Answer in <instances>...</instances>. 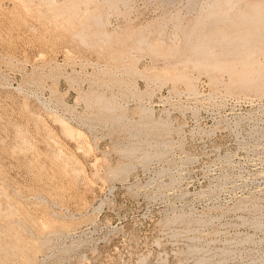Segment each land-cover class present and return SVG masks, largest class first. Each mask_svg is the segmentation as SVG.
I'll return each instance as SVG.
<instances>
[{
  "label": "rangeland",
  "instance_id": "1",
  "mask_svg": "<svg viewBox=\"0 0 264 264\" xmlns=\"http://www.w3.org/2000/svg\"><path fill=\"white\" fill-rule=\"evenodd\" d=\"M263 39L264 0H0V264H264Z\"/></svg>",
  "mask_w": 264,
  "mask_h": 264
},
{
  "label": "bare ground",
  "instance_id": "2",
  "mask_svg": "<svg viewBox=\"0 0 264 264\" xmlns=\"http://www.w3.org/2000/svg\"><path fill=\"white\" fill-rule=\"evenodd\" d=\"M230 4H231V2H230ZM225 5L227 6V4H225ZM228 8H229V7H228ZM230 8H231V7H230ZM249 12H250V11H249ZM250 13H252V12H250ZM246 14H247V13H246ZM226 15H227V14H226ZM223 16H224V15H223ZM238 16H239V15H238ZM261 16H262V15H261ZM214 20H215V19H213V21H214ZM217 20H219V19H217ZM220 20H221V19H220ZM231 20H232V19H231ZM238 20H240V19H238ZM254 20H255V19H254ZM214 22H215V23H214ZM214 22H212V23H213L215 26L218 25V24L220 25V24L222 23V22H221V23H218L216 20H215ZM216 22H217V24H216ZM226 23H228V22H226ZM241 23H242V22H241ZM246 23H247V22H246ZM231 24H232V23L230 22V25H231ZM238 24H239V22H238ZM252 24H253V23H252ZM255 24H256V23H255ZM210 25H211V24H210ZM223 25H226V24H223ZM240 25H241V24H240ZM246 25H247V24H246ZM243 26H244V24H243ZM211 27H212V25H211L209 28H211ZM217 27H218V26L213 27V29H215V28H217ZM233 27H234V26H233ZM239 27H240V26H239ZM236 28H237V27L235 26V29H236ZM262 28H263V27H262ZM233 29H234V28H233ZM236 30H237V29H236ZM208 31H209V30H208ZM233 31H234V30H233ZM248 32H249V31H248ZM257 32H258V31H257ZM220 33H222V32H220ZM231 33H232V32H231ZM218 34H219V33H218ZM250 36H251V35H250ZM255 37H256V36H255ZM261 37H262V36H261ZM258 38H259V37H257L256 39H258ZM218 39H219V38H218ZM220 39L223 40L222 37H220ZM260 40H261V39H260ZM263 40H264V39H263ZM218 41H219V40H218ZM235 41H236V40H235ZM241 41H242V40H241ZM237 42H238V41H237ZM256 42H257V41H256ZM256 42H255V45H257ZM215 43H216V41H215ZM232 43H233V42H232ZM218 44H220V43H218ZM228 44H231V43H228ZM228 44H225V45L228 46ZM237 44H239V43H237ZM227 46H226V47H227ZM236 46H237V45H236ZM236 46H235V47H236ZM238 46H239V45H238ZM213 47H216V46H213ZM226 47H222V49L220 48V50L223 51V48H226ZM231 47H233V46H231ZM240 47L242 48V46H240ZM254 47H255V46H254ZM254 47H253V48H254ZM227 48H228V47H227ZM227 48H226V49H227ZM238 48H239V47H238ZM244 48H245V47H244ZM228 49H229V48H228ZM231 49H232V48H231ZM209 50H210V49H209ZM218 50H219V49H218ZM238 50H240V48H239ZM242 50H243V48H242ZM254 51H255V48H254ZM202 53H203V52H202ZM204 54H205V53H204ZM245 54H246V53H245ZM229 55H230V54H229ZM227 56H228V55H227ZM239 56H240V55H239ZM241 56H242V55H241ZM245 56H246V55H245ZM250 59H251V58H250ZM250 59H249V60H250ZM235 61H236V60H235ZM237 61H238V60H237ZM243 63H244V62H243ZM249 63H250V62H249ZM257 64H258V63H257ZM259 64H260V63H259ZM262 64H263V63H262ZM263 65H264V64H263ZM244 66H245V65H244ZM250 66H251V65H250ZM256 66H257V65H256ZM244 68H245V67H244ZM244 68H242V69H244ZM259 68H260V67H259ZM263 68H264V67H263ZM253 70H254V69H253ZM235 71H236V70H235ZM247 71H248V70H247ZM244 72H245V71H244ZM257 72H258V71H257ZM263 72H264V71H263ZM235 73H237V72H235ZM235 73H234V74H235ZM254 73H255V72H254ZM245 75H246V73H245ZM245 75H244V77H245ZM258 76H259V75H258ZM232 77H233V76H232ZM252 77H253V76H252ZM261 77H262V76H261ZM254 78H255V77H254ZM240 79H241V77H240ZM247 79H248V78H247ZM255 79H256V78H255ZM262 79H263V77H262ZM241 82H242V81H241ZM245 83H246V81H245ZM250 83H252V82H250ZM238 84H239V83H238ZM246 84H247V83H246ZM246 84H245V85H246ZM248 84H249V83H248ZM262 84H263V83H262ZM246 86H247V85H246ZM190 87H191V86H190ZM257 87H259V86H257ZM262 87H263V86H262ZM240 88H241V87H240ZM259 89H260V88H259ZM190 90H191V89H190ZM243 90H244V89H243ZM191 91H192V90H191ZM193 91H194V90H193ZM235 91H236V90H235ZM254 92H255V91H254ZM256 93H257V92H256ZM258 93H259V92H258ZM63 126H64V125H63ZM112 171H113V170H112ZM112 171H111V172H112Z\"/></svg>",
  "mask_w": 264,
  "mask_h": 264
}]
</instances>
